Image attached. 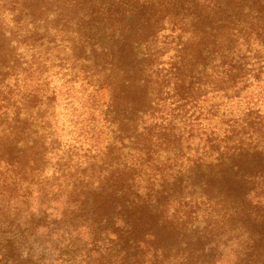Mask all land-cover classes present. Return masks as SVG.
I'll list each match as a JSON object with an SVG mask.
<instances>
[{
    "label": "rangeland",
    "instance_id": "1",
    "mask_svg": "<svg viewBox=\"0 0 264 264\" xmlns=\"http://www.w3.org/2000/svg\"><path fill=\"white\" fill-rule=\"evenodd\" d=\"M131 1L153 15L141 36L146 42L139 48L135 44L132 53L146 47L160 50L162 41L173 42L154 61H142L144 71L135 75L143 83L131 80L132 87H126L109 69L112 56L81 38V25L84 34L89 26L79 20L69 0H0V264H120V247L108 241L119 232L118 222L115 226L105 222L109 229H96L100 217L93 220L75 210V196L80 192L82 197L86 184L105 183L116 170L126 172L130 181L135 169L130 171L129 163L138 143L145 140L141 128L154 124L170 129L168 150L158 149V159L168 158L165 169L179 170L175 188L155 198L164 208L157 217L169 222L180 198L183 204L198 201V215L191 219L182 242L170 238L153 247L144 236L147 249L135 263L229 264L234 259L231 247L220 242L219 248L208 250L207 244L231 235L232 245L238 246L236 233L246 225L227 216L228 205L215 204L218 194L227 191L224 184L203 186L207 163L191 174L185 158L188 145L194 148L197 138L206 135L222 152L226 122L231 123L232 117L253 109L264 120V62L249 55L239 77L240 93L230 90L227 98L212 89L218 57L206 52L213 47L208 38L186 43V63L179 71L167 64L174 53L171 48L183 34L181 28L190 30L193 13L210 4ZM93 4L79 0L80 12ZM227 6L231 11L233 2L228 0ZM107 46L118 52V45ZM148 66L154 67L152 73L144 69ZM251 163L242 161V168L247 170ZM259 179L263 184L259 196L239 200L250 212L264 215V177L255 183ZM208 197L214 203L206 202ZM93 200L90 195L89 201ZM206 224H214L215 230L197 243L200 239H192L191 230ZM154 230L159 234L158 227ZM185 241L191 243L186 246Z\"/></svg>",
    "mask_w": 264,
    "mask_h": 264
},
{
    "label": "trees",
    "instance_id": "2",
    "mask_svg": "<svg viewBox=\"0 0 264 264\" xmlns=\"http://www.w3.org/2000/svg\"><path fill=\"white\" fill-rule=\"evenodd\" d=\"M69 1L79 20L85 26H89V30L85 31L88 34H84L82 32L84 27L81 25V38H87V44L112 56L113 63L109 69L116 77L118 75L123 79L122 84L126 87H132L131 80L142 82L143 79L135 75L144 71L141 67L142 61H154L162 55L161 52L167 51L166 46L173 42L162 41L160 50L151 51L146 47L140 53H132L131 49L136 48L135 44L139 48L142 41L146 42L145 37L141 41V36L143 29L153 17L145 9H141L143 5L132 3L131 0H88L95 4L85 13H81L79 0ZM206 1L210 4L205 6L207 10L193 13L190 20L191 29L186 31L181 28L183 34L171 48L174 53L169 56L171 61L167 64L171 65V69L179 71L186 63V43H198L208 38L213 47L206 52H214L218 57L216 69L214 68L217 83H211L212 87L214 86L212 89L229 98L230 90L236 94L240 93L237 87L241 80L239 77L241 71L249 64L248 60L251 59L249 55L257 62H264V0H231L233 2L231 11L227 6L228 0ZM90 35L97 38L91 39ZM183 35L186 37L184 41ZM98 40L100 43H96ZM102 40L107 42L104 44ZM113 43L118 45V52L107 46H113ZM199 55H202V52ZM152 68L154 67H144L149 70L148 73H152ZM180 82H183L181 77ZM232 118L231 123L226 122L229 129L225 130L223 136L222 152L214 149V138L205 134V137L197 138L194 148L188 145L185 159L191 165L189 166L191 174H195L203 163H207L203 186L208 189L212 184V187L224 184L227 187V191L224 192L228 195L221 191L215 204L221 202L228 205L227 216L239 219L246 225L241 233H236L239 234L237 236L240 240L238 246L232 245L231 235H222L226 236L224 240L220 238L209 240L208 250L219 248L221 242L223 247H231L233 252L231 256L234 259L229 264H264V215L250 212L239 200L245 201L250 195L259 196L263 185L261 179L260 182H255L259 177H264V120L253 109ZM156 120L158 122V118ZM169 131L170 129L156 124L141 128L145 140L138 143L136 157L129 163L132 165L130 171L133 169L136 171L130 173V181L127 182L126 172L116 170L105 183H98L94 187L86 184L89 187L82 189V197L80 192L76 193L75 210L85 216L91 215L93 220L97 216L100 217L96 229H109L104 226L105 222L111 226L118 222L115 229L119 232L108 241L120 247L118 251L120 264H127L131 259L130 264H136L135 259H138L136 257L147 249V246L143 245L144 236L149 237L148 241L153 243V247L170 238L175 242H182L189 224L193 221L191 219L198 215L196 211L198 201L183 204V199L180 198L169 222L164 219L161 221L157 217L163 214L164 208L155 198L165 195L169 187L175 188L177 180L174 175L179 173L175 168L165 169V160L168 158L158 159V149L168 150ZM200 144L202 146H199ZM183 155L184 153H181L180 157L183 158ZM248 159H251L253 166L250 165L244 170L241 162ZM154 181H158L159 184L154 185ZM142 182L146 184L140 190ZM70 193H73V187ZM90 195L94 197L92 202L89 201ZM207 201L214 203L209 197L206 198ZM154 217L156 221H153ZM155 227H158L159 234L154 230ZM214 230V224H206L201 228L195 226L191 230V238L200 239L197 242L199 243L201 239L207 240ZM190 243L185 241L184 244L188 246ZM200 248L203 251L205 247ZM110 259L111 257L107 261Z\"/></svg>",
    "mask_w": 264,
    "mask_h": 264
}]
</instances>
